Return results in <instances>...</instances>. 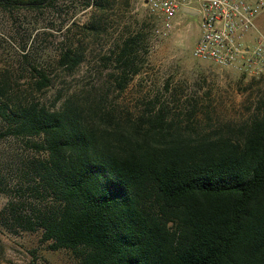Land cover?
Wrapping results in <instances>:
<instances>
[{
    "label": "trees",
    "instance_id": "16d2710c",
    "mask_svg": "<svg viewBox=\"0 0 264 264\" xmlns=\"http://www.w3.org/2000/svg\"><path fill=\"white\" fill-rule=\"evenodd\" d=\"M165 109L128 130L110 117L95 125L72 101L12 112L16 132L42 138L38 175L58 202L37 219L42 240L79 264H264V108L235 133L202 136L179 132Z\"/></svg>",
    "mask_w": 264,
    "mask_h": 264
},
{
    "label": "rangeland",
    "instance_id": "374dc122",
    "mask_svg": "<svg viewBox=\"0 0 264 264\" xmlns=\"http://www.w3.org/2000/svg\"><path fill=\"white\" fill-rule=\"evenodd\" d=\"M174 23L168 36L154 37L144 0L0 9V264H79L75 253L49 250L42 240L37 219L58 202L38 175L46 158L42 138L16 132L10 120L20 107L55 111L72 101L96 113L95 125L110 117L128 130L164 106L166 120L191 136L235 133L261 113L264 72L253 76L194 59L200 18L179 13ZM257 36L264 37V7L246 39L250 47ZM65 54L79 62H63Z\"/></svg>",
    "mask_w": 264,
    "mask_h": 264
},
{
    "label": "built area",
    "instance_id": "2783aa9c",
    "mask_svg": "<svg viewBox=\"0 0 264 264\" xmlns=\"http://www.w3.org/2000/svg\"><path fill=\"white\" fill-rule=\"evenodd\" d=\"M144 4L152 18L154 37L168 36L181 10L193 9L200 18V35L192 50L194 59L253 76L264 72V39L258 38L253 47L246 42L263 1L145 0Z\"/></svg>",
    "mask_w": 264,
    "mask_h": 264
},
{
    "label": "crops",
    "instance_id": "0c3cea01",
    "mask_svg": "<svg viewBox=\"0 0 264 264\" xmlns=\"http://www.w3.org/2000/svg\"><path fill=\"white\" fill-rule=\"evenodd\" d=\"M144 1H145V0H144ZM183 10H185V9H182L180 13L185 14V13H183ZM258 19H259V16H258V17L256 18V20H255V25H254V28H253V30H255V31H256V29H257ZM251 32H252V31H251ZM260 37L264 39L263 36H259V37L257 36V37L254 38V44H256L257 39L260 38ZM196 42H197V41H196ZM247 43H248V42H247ZM248 45H249V44H248Z\"/></svg>",
    "mask_w": 264,
    "mask_h": 264
},
{
    "label": "water",
    "instance_id": "95a60500",
    "mask_svg": "<svg viewBox=\"0 0 264 264\" xmlns=\"http://www.w3.org/2000/svg\"><path fill=\"white\" fill-rule=\"evenodd\" d=\"M183 13L187 14V15H190V16H195L197 15V12L193 9H189V8H186L185 10H183Z\"/></svg>",
    "mask_w": 264,
    "mask_h": 264
}]
</instances>
